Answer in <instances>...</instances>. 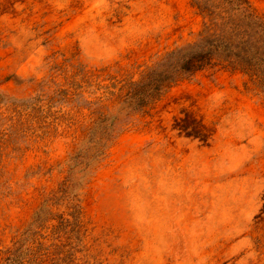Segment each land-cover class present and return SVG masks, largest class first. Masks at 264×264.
Masks as SVG:
<instances>
[{
	"label": "rangeland",
	"instance_id": "374dc122",
	"mask_svg": "<svg viewBox=\"0 0 264 264\" xmlns=\"http://www.w3.org/2000/svg\"><path fill=\"white\" fill-rule=\"evenodd\" d=\"M202 28L192 0H0V264L47 201L33 264H264L263 85L209 66L125 108ZM219 128L240 167L199 160Z\"/></svg>",
	"mask_w": 264,
	"mask_h": 264
},
{
	"label": "trees",
	"instance_id": "16d2710c",
	"mask_svg": "<svg viewBox=\"0 0 264 264\" xmlns=\"http://www.w3.org/2000/svg\"><path fill=\"white\" fill-rule=\"evenodd\" d=\"M203 18L198 39L169 54L164 62L147 74L146 82L137 85L125 102V108L141 111L158 100L170 85L183 77L216 65H225L253 77L264 87V20L247 0H192ZM106 121H101L102 127ZM112 127V125H111ZM110 128H100L102 138ZM62 198L67 190L61 191ZM37 213L25 239L12 252L6 264H33V252L27 247L47 218V207ZM46 214V217H42Z\"/></svg>",
	"mask_w": 264,
	"mask_h": 264
},
{
	"label": "bare ground",
	"instance_id": "6f19581e",
	"mask_svg": "<svg viewBox=\"0 0 264 264\" xmlns=\"http://www.w3.org/2000/svg\"><path fill=\"white\" fill-rule=\"evenodd\" d=\"M230 136L229 130H224L223 128H219L217 130V138H218V143H217V147H215L212 151L210 152H203L199 154V160L207 158L209 155L214 154L217 155L218 157H221L223 159H225V157H230L232 158L234 155L228 153V151H226L223 147H222V143L223 141H226V138ZM235 139V138H234ZM234 154V153H233ZM234 161L233 163L238 165L236 168L241 166V161L243 160H239L237 158V156H234ZM196 160V159H194ZM231 161V160H230ZM245 170V168H244ZM227 170L223 171L226 172ZM201 178H209V176L206 174V172L204 174L201 175V171L199 170L197 172ZM206 174V175H205ZM208 180V179H207ZM240 185V182H236V183H229L228 185L222 186V187H218V189H216L215 192H211L208 191L207 189L203 191V195L208 196V194H211V197L209 199L210 202L208 204H205V206H211L213 210H217L221 207H226L227 205H229L230 203H234V205L238 204L241 200V198L236 196L237 192V188ZM208 191V192H207ZM178 194V192H177ZM209 197V196H208ZM206 203V202H205Z\"/></svg>",
	"mask_w": 264,
	"mask_h": 264
}]
</instances>
